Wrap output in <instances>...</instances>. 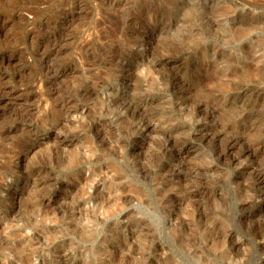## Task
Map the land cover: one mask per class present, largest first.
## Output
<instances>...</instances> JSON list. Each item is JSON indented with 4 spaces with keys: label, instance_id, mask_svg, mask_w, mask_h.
<instances>
[{
    "label": "rangeland",
    "instance_id": "rangeland-1",
    "mask_svg": "<svg viewBox=\"0 0 264 264\" xmlns=\"http://www.w3.org/2000/svg\"><path fill=\"white\" fill-rule=\"evenodd\" d=\"M0 264H264V0H0Z\"/></svg>",
    "mask_w": 264,
    "mask_h": 264
}]
</instances>
